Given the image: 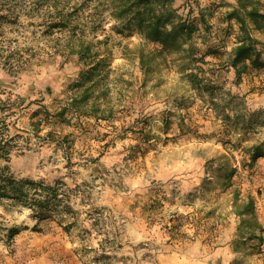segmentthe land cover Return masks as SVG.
I'll use <instances>...</instances> for the list:
<instances>
[{
    "label": "rangeland",
    "instance_id": "1",
    "mask_svg": "<svg viewBox=\"0 0 264 264\" xmlns=\"http://www.w3.org/2000/svg\"><path fill=\"white\" fill-rule=\"evenodd\" d=\"M175 2L211 26L187 68L110 21L94 70L77 54L17 74L0 65L10 170L55 187L0 207L18 228L0 231V264H264V155L251 158L264 142V33L247 20L260 59L235 67L238 0Z\"/></svg>",
    "mask_w": 264,
    "mask_h": 264
},
{
    "label": "trees",
    "instance_id": "2",
    "mask_svg": "<svg viewBox=\"0 0 264 264\" xmlns=\"http://www.w3.org/2000/svg\"><path fill=\"white\" fill-rule=\"evenodd\" d=\"M238 2L241 34L237 36L238 44L232 58L235 67L244 59L253 62L260 59V53L253 47L255 38L247 20L264 33V2ZM192 11L190 7L184 16L175 0H0V65L17 74L34 60L77 54L93 63L94 70L107 59L93 46L109 38L106 33L104 38H99L98 32L104 31V23L110 21L111 30L118 34L136 30L146 42H160L162 46L156 50L163 57L171 52L181 53L187 68L201 59L196 54L199 48L193 38L200 37L202 30L205 33L211 27L204 16H192ZM188 74L193 76L195 72ZM3 109L0 106V110ZM8 131L9 126L4 123L0 128V207L5 211L21 204H33L31 190L55 191L54 186L31 178H18L11 172L9 162L13 144ZM263 146L264 142L254 146L252 159L264 155ZM1 223L0 231L7 229L8 236L18 231L14 227L5 228Z\"/></svg>",
    "mask_w": 264,
    "mask_h": 264
}]
</instances>
